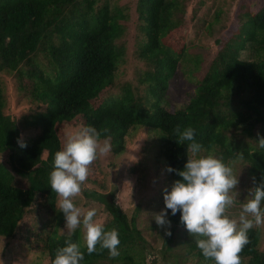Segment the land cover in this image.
Listing matches in <instances>:
<instances>
[{
    "label": "trees",
    "instance_id": "obj_1",
    "mask_svg": "<svg viewBox=\"0 0 264 264\" xmlns=\"http://www.w3.org/2000/svg\"><path fill=\"white\" fill-rule=\"evenodd\" d=\"M183 6L184 0H138L144 36L136 40V52L144 68L110 97L102 94L114 86L124 52L118 43L123 31L121 8L107 0H0V72L15 71L19 88L44 105L14 119L6 110L0 79V153L6 154V162L0 161V237L13 238L27 219L24 234H34L33 229L40 234V227L48 228L38 244L50 264L56 250L66 245L68 233L58 234L64 220L57 205L59 195L48 183L54 154L65 142V124L95 127L98 140H110L115 152L122 150L132 127L151 130L156 137L143 149L158 146L156 161L170 184L179 177L166 166L180 169L190 155L176 129L192 127L202 144L201 155H215L232 168L245 166L249 185L236 193L240 205L252 178L257 182L264 178V149L256 140L257 133L264 136V5L242 12L244 20L218 42L208 66L185 92L187 100L173 107L168 101L171 81L178 78L181 59L189 64L197 53L196 46L186 43L187 31L179 19L186 13ZM241 50H248V59L241 57ZM24 78L30 82H22ZM28 128L36 133L22 138ZM18 138L25 147L19 146ZM97 167L94 160L87 180L101 184ZM16 177L26 184L17 183ZM84 191L103 202L110 215L103 223L106 229L118 230L120 244L115 257L99 244L88 253L78 227L70 239L84 252L81 264H147V226H137L136 215H127L115 200V191L107 195ZM159 202L162 208L163 198ZM40 214L45 215L43 221ZM170 219L171 235H164L161 256L151 264H214L196 246L198 237L179 223V213ZM239 255L241 264H264L259 225L248 230V243Z\"/></svg>",
    "mask_w": 264,
    "mask_h": 264
},
{
    "label": "rangeland",
    "instance_id": "obj_2",
    "mask_svg": "<svg viewBox=\"0 0 264 264\" xmlns=\"http://www.w3.org/2000/svg\"><path fill=\"white\" fill-rule=\"evenodd\" d=\"M112 7L117 6L123 11L124 18L121 19L122 34L118 43L123 46V57L116 70L114 86L108 87L102 95L117 96L120 87L125 82L134 80L136 75L144 68V64L137 57L136 40L144 36L141 29V19L137 8L138 0H107ZM264 5V0H184L186 13L180 14L187 31L186 43L194 45L197 53L189 62L181 59L178 67V78L172 79V85L168 93L169 103L173 107H180L187 99L185 92L193 88V84L199 78L202 71L208 66L215 50L218 49V42L228 38L235 32L238 25L244 20L242 12L250 10L254 12ZM218 39V41H217ZM199 55V57H197ZM242 58L249 57L248 50H241ZM197 57V58H196ZM186 62V63H185ZM0 79L5 93L7 103L6 110L14 118L19 119L25 114L43 109V104L31 100L24 89H20L18 76L15 71H1ZM22 82L29 83L27 78ZM80 124H65L64 137L69 133L81 128ZM36 131L31 128L21 133L22 138H28ZM153 132L145 127H132L125 135L124 145L120 152H115L110 140H99L101 145H110L106 152H97L95 162L98 170L95 171L101 184L88 181L82 183V190L73 197L74 203L87 210L95 207L97 214L94 217L96 222H105L110 218L102 201L92 199L85 194L84 188L107 195L115 191V200L128 216L136 215L137 226L141 229L145 226L144 235L148 243L149 252L146 255V263L151 264L152 259L160 257V249L163 247L164 230L159 227H150L154 224L155 212L161 209L159 200L162 197V190L170 185L164 167L157 164L156 153L158 146L148 145L143 149L147 141L153 140ZM0 161L6 162V154L0 153ZM244 165L233 166L239 180L243 179L242 187H236V193L243 187H248L249 181L244 176ZM241 168V170H239ZM241 176V177H240ZM16 182L26 184L24 179L16 177ZM249 192L241 198L248 197ZM61 197H58V202ZM236 199L238 196L236 195ZM58 205V203H57ZM241 205L239 203L230 206L226 214L232 218H238ZM41 221L45 219L44 214L38 217ZM28 221H30L28 219ZM18 233L13 238L0 237V264H50L47 252L41 250L38 242L40 234L44 237L47 234V227H40L38 234L34 229L32 235L24 234L27 229V219L23 220ZM261 234L264 236V223L259 224ZM82 228L83 238L84 229ZM23 229V230H22ZM59 233L67 232L65 221L59 227ZM57 234V235H58ZM155 254H154V253ZM156 254L158 256H156Z\"/></svg>",
    "mask_w": 264,
    "mask_h": 264
},
{
    "label": "clouds",
    "instance_id": "obj_3",
    "mask_svg": "<svg viewBox=\"0 0 264 264\" xmlns=\"http://www.w3.org/2000/svg\"><path fill=\"white\" fill-rule=\"evenodd\" d=\"M181 144L186 142L187 159L180 169L166 166L177 179L162 190L163 207L153 217L157 227L171 235V216L179 213V223L189 234L198 237L196 246L203 256L211 258L214 264H241L239 255L248 243V230L253 225L264 223V178L253 184L247 199L241 201L238 218L226 214V210L237 203L235 190L239 177L233 168L221 158L202 152V144L195 138V129L177 127ZM98 132L91 125L83 126L66 137L64 145L53 157V168L48 183L51 190L61 199L59 212L63 214L68 230L65 246L56 250L52 264H81L84 252L72 242V233L80 226L84 229L86 250L92 253L97 245L107 249L113 257L119 255V232L116 228L106 229L103 222H96L95 207L82 210L73 197L81 192L82 183L89 175V166L96 159L97 152H106L110 145H101ZM257 142L264 149V136L257 133ZM21 148L26 143L19 139ZM170 210V211H169Z\"/></svg>",
    "mask_w": 264,
    "mask_h": 264
}]
</instances>
